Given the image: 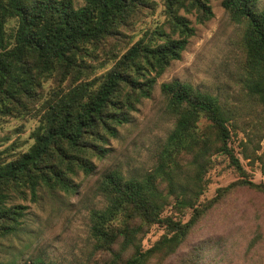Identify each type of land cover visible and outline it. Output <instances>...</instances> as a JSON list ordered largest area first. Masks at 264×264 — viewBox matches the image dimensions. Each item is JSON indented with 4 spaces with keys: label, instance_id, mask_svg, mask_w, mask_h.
<instances>
[{
    "label": "trees",
    "instance_id": "16d2710c",
    "mask_svg": "<svg viewBox=\"0 0 264 264\" xmlns=\"http://www.w3.org/2000/svg\"><path fill=\"white\" fill-rule=\"evenodd\" d=\"M220 5L239 31L236 85L242 104L219 101L175 79L159 84L172 124L151 166L135 175L113 169L97 184L105 204L91 212L90 232L103 264H170L173 256L175 264H205V240L180 251L192 229L234 187L264 197V184L247 179L228 145L231 133L241 132L242 158L264 176V6L258 8L256 0ZM157 7L163 20L132 42L126 32ZM181 12L194 13L198 23L212 16L208 0H83L78 7L71 0H0V117L38 122L24 149L10 144L0 150V238L19 225L22 211L10 202L14 197H33L40 187L74 192L75 176L92 175L93 160L108 156L109 140L131 122L136 105L150 96L156 78L193 35ZM9 19L15 23L6 33ZM245 106L258 109L253 120L242 114ZM216 155L225 156L238 177L202 199ZM166 207L171 213L163 214ZM154 224L164 231L143 248ZM0 264L56 263L37 258Z\"/></svg>",
    "mask_w": 264,
    "mask_h": 264
},
{
    "label": "rangeland",
    "instance_id": "374dc122",
    "mask_svg": "<svg viewBox=\"0 0 264 264\" xmlns=\"http://www.w3.org/2000/svg\"><path fill=\"white\" fill-rule=\"evenodd\" d=\"M73 7L83 0H71ZM212 16L198 23L194 13H184L194 29L188 38L180 58L173 60L156 78L151 94L141 99L131 114L129 124L120 128L118 137L109 140L110 152L105 159L93 160L96 170L92 175L78 173L73 179L76 190H46L38 188L35 196H16L10 202L21 206L22 216L17 229L0 238V262L18 263L21 260L42 259L56 264H103L101 249L90 232V214L100 209L105 202L97 190L100 176L118 169L124 175H135L147 170L153 162V152L170 129L172 118L163 108L159 84L170 80L189 83L200 92L214 95L219 101L240 106L236 85V67L239 59L238 28L230 22L220 0H208ZM257 7L264 0H256ZM163 16L157 7L152 15L142 17L133 29L127 31L134 42L146 29H151ZM14 19L5 23L9 33ZM166 30H168L166 28ZM46 86V83H45ZM246 118L253 120L258 109L245 106ZM244 117V116H243ZM36 117H0V150L10 144L24 149L31 141L29 133L37 125ZM241 132H232L228 145L248 172L247 179L264 184V176L257 164L250 168L241 156L238 141ZM264 149V140L260 142ZM17 149V148H15ZM207 186L202 199L214 195L217 187L225 186L237 179L238 174L225 156H214L213 166L207 171ZM166 207L163 214L171 213ZM189 210L181 217L186 220ZM163 227L154 224L141 241L147 248L160 234ZM205 240V264H264V197L247 187L233 190L223 203L213 208L192 229L180 251L188 250L190 244ZM104 257V255H103ZM170 264H175V256Z\"/></svg>",
    "mask_w": 264,
    "mask_h": 264
}]
</instances>
